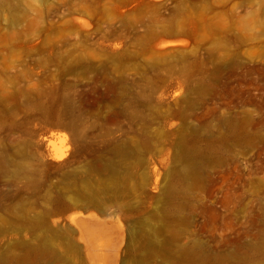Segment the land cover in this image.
Segmentation results:
<instances>
[{"label": "rangeland", "instance_id": "rangeland-1", "mask_svg": "<svg viewBox=\"0 0 264 264\" xmlns=\"http://www.w3.org/2000/svg\"><path fill=\"white\" fill-rule=\"evenodd\" d=\"M0 264H264V0H0Z\"/></svg>", "mask_w": 264, "mask_h": 264}, {"label": "bare ground", "instance_id": "bare-ground-1", "mask_svg": "<svg viewBox=\"0 0 264 264\" xmlns=\"http://www.w3.org/2000/svg\"><path fill=\"white\" fill-rule=\"evenodd\" d=\"M53 151H54V157L57 160H63V159H65V157L67 155L66 150L65 151H58L57 149L54 148Z\"/></svg>", "mask_w": 264, "mask_h": 264}]
</instances>
